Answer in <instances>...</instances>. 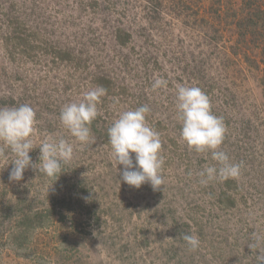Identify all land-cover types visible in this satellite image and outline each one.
Returning <instances> with one entry per match:
<instances>
[{
    "label": "rangeland",
    "instance_id": "1",
    "mask_svg": "<svg viewBox=\"0 0 264 264\" xmlns=\"http://www.w3.org/2000/svg\"><path fill=\"white\" fill-rule=\"evenodd\" d=\"M229 1L0 0V107L28 104L37 119L29 152L36 165L22 180L9 179L13 155L0 142V264H256L248 245L264 238V64L257 32L245 34ZM12 20L72 52L78 66L34 60L33 51L9 57L3 42ZM99 75L111 90L90 125L95 143L81 147L59 114L100 85ZM156 76L167 88L152 91ZM178 84L200 87L223 117L221 149L243 162L240 177L199 183L214 162L180 138ZM145 104L165 158L156 191L119 182L123 166L116 169L108 143L118 113ZM48 135L74 146L57 180L39 171ZM192 233L201 240L194 252L181 238Z\"/></svg>",
    "mask_w": 264,
    "mask_h": 264
},
{
    "label": "clouds",
    "instance_id": "2",
    "mask_svg": "<svg viewBox=\"0 0 264 264\" xmlns=\"http://www.w3.org/2000/svg\"><path fill=\"white\" fill-rule=\"evenodd\" d=\"M168 80L162 76L154 77L152 91L167 88ZM107 95L103 86H95L83 93L78 102H69L62 106L59 114L61 125L79 143L81 147L95 143L91 132V123L101 114L98 105ZM113 107L119 104V98L113 97ZM176 110L180 121V138L197 153L211 154L212 164L205 165L198 173L201 185L211 181L224 182L236 179L242 173L243 162L235 163L221 149L226 134L223 117L212 113L208 95L198 86H176ZM151 109L141 105L118 113V117L108 128V143L112 158L120 170V180L134 188L148 183L153 191L161 190L165 184L162 175L165 158L162 155L160 133L147 123ZM36 112L28 104L18 107H0V142L10 149L13 167L9 179L20 181L28 167H35L29 152L34 149L31 137L36 133ZM39 171L49 178L58 179L62 164L73 158L74 146L63 137L48 135L39 144ZM135 154L134 158L131 154ZM3 152L0 150V155ZM135 161V162H134ZM191 175V173H189ZM53 184V183H52ZM51 184V185H52ZM50 187L46 189L48 193ZM87 199V198H85ZM190 251H197L201 240L195 233L181 237ZM261 237L253 236L248 247L256 253V264H264V248Z\"/></svg>",
    "mask_w": 264,
    "mask_h": 264
},
{
    "label": "trees",
    "instance_id": "3",
    "mask_svg": "<svg viewBox=\"0 0 264 264\" xmlns=\"http://www.w3.org/2000/svg\"><path fill=\"white\" fill-rule=\"evenodd\" d=\"M227 8L229 13L235 16L236 19L241 17L239 20L240 25L248 27L245 34L251 32V34L255 35V31L257 32L259 59L264 64V0H230ZM10 24L12 25V30L4 34L6 38L3 42L5 50L9 53V57H11V54L14 56L19 53H21V56H28L30 54L29 51H33L34 60L49 57L53 63L58 64L60 62L62 67L68 65L70 68H75L78 66L79 63L69 50L56 46L35 31L28 32L16 20H12ZM119 31L121 30L117 29L114 37L117 42L123 45L126 40L121 37ZM33 36L34 38H32ZM96 78L99 81V86L106 88L108 93L111 90L109 87L110 80L106 79L104 75H99ZM19 226L28 228L29 225ZM10 235L16 239L15 235Z\"/></svg>",
    "mask_w": 264,
    "mask_h": 264
}]
</instances>
